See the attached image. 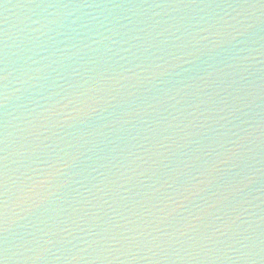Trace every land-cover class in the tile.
Segmentation results:
<instances>
[{
  "label": "water",
  "instance_id": "95a60500",
  "mask_svg": "<svg viewBox=\"0 0 264 264\" xmlns=\"http://www.w3.org/2000/svg\"><path fill=\"white\" fill-rule=\"evenodd\" d=\"M0 264H264V0H0Z\"/></svg>",
  "mask_w": 264,
  "mask_h": 264
}]
</instances>
